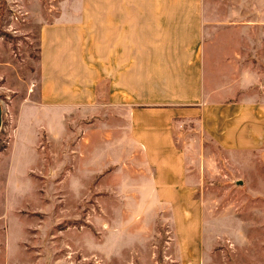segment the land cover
<instances>
[{"label": "crops", "instance_id": "1", "mask_svg": "<svg viewBox=\"0 0 264 264\" xmlns=\"http://www.w3.org/2000/svg\"><path fill=\"white\" fill-rule=\"evenodd\" d=\"M78 22L41 29L37 97L19 105L9 143L44 138L57 164L69 149L70 164L106 167L103 190L126 199L127 228L162 222L191 258L203 204L173 123L193 121L222 149L263 151L264 33H223L232 24L209 19L204 0H101L92 33Z\"/></svg>", "mask_w": 264, "mask_h": 264}, {"label": "rangeland", "instance_id": "2", "mask_svg": "<svg viewBox=\"0 0 264 264\" xmlns=\"http://www.w3.org/2000/svg\"><path fill=\"white\" fill-rule=\"evenodd\" d=\"M98 7L101 0H0V264H264V150L222 149L193 121L173 123L203 204L200 250L186 258L166 224L127 228L126 199L103 190L114 181L102 176L106 167L70 164L69 149L57 164L44 138L43 148L9 143L19 105L37 97L41 29L77 19L78 33H92ZM204 12L232 24L223 33H264V0H204Z\"/></svg>", "mask_w": 264, "mask_h": 264}, {"label": "water", "instance_id": "3", "mask_svg": "<svg viewBox=\"0 0 264 264\" xmlns=\"http://www.w3.org/2000/svg\"><path fill=\"white\" fill-rule=\"evenodd\" d=\"M1 116H2V108L0 105V126H1ZM241 182L239 180L236 181V184H240Z\"/></svg>", "mask_w": 264, "mask_h": 264}]
</instances>
